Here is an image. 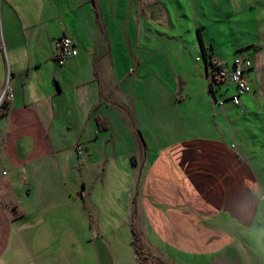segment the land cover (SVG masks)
<instances>
[{
    "label": "crops",
    "instance_id": "crops-1",
    "mask_svg": "<svg viewBox=\"0 0 264 264\" xmlns=\"http://www.w3.org/2000/svg\"><path fill=\"white\" fill-rule=\"evenodd\" d=\"M93 4L0 0V98L13 93L0 99V264H126L136 212L168 259L171 249L256 264L252 245L264 233V59L247 55L253 91L238 109L214 108L209 81L212 98L181 72L168 89L156 82L143 111L134 109L142 145L123 113L105 103L106 85L119 84L109 77L95 11L102 23L110 7L114 16L120 10L123 19L113 21L126 25L140 18L136 0ZM62 36L77 54L56 68ZM247 45L263 54L255 42L235 47ZM123 92L109 94L115 104L124 106ZM97 151L99 161L90 158Z\"/></svg>",
    "mask_w": 264,
    "mask_h": 264
},
{
    "label": "rangeland",
    "instance_id": "rangeland-1",
    "mask_svg": "<svg viewBox=\"0 0 264 264\" xmlns=\"http://www.w3.org/2000/svg\"><path fill=\"white\" fill-rule=\"evenodd\" d=\"M106 1L108 0H104V2ZM139 1L140 4L136 0V11L140 16L138 20H131L126 25H116L113 21L114 17L119 16L120 19H123L121 18L123 14L121 16L120 10H118V12L116 11L117 15L114 16L111 7L107 12L110 13L109 18L107 16L106 19L108 23L102 19L103 30L105 27L108 31V34L104 32V36L109 50L107 65L109 77L112 79L110 81L119 84L118 86L106 85L108 86L107 92L111 94L116 90V87L118 90L120 88L122 92L124 91L121 96L124 106L113 105L111 102L115 103V100L112 99V94H108L106 99L103 95V99L106 101L105 103H111L114 108L122 112L130 126L134 123L132 129L138 139L143 137L142 128L138 127L134 121V109H137L138 112L143 111V101L151 98L154 91L158 90L156 82L166 83L165 87L168 89V85L175 80V74L181 72L183 81L197 87L199 92L203 91L201 96L212 98L208 87H204V84L207 86L212 72L205 69L199 33L206 52L212 53L222 65L228 68L232 66L235 53L250 54L252 58L255 56L258 60H261V57L264 59V51L263 54L255 53L253 47L256 48V46L254 45L242 46V48L249 49L246 51H240L235 47L240 43L255 42L263 46L262 50H264V12L260 11L264 0ZM96 3L93 5H98ZM98 16L101 21L103 15L98 12ZM197 56L200 57V61L196 60ZM53 63L56 68L60 67L54 60ZM252 73L253 71H250L246 75L249 82L254 79ZM262 74L264 75V71ZM162 86L161 84V88ZM214 87L217 88V98L223 100L228 99L237 91L235 84L232 83H224L218 87L214 85ZM101 88L104 93L105 85H101ZM246 96L247 93L241 95L240 99L243 100ZM259 101L258 113L264 115V98ZM214 103L215 108L217 103L215 101ZM223 104L236 109L240 105H234L230 100L224 101ZM102 105L105 106V104ZM96 147L98 148V146ZM90 156L91 159L99 161L103 154H99L97 151ZM83 159L80 162H83ZM135 214L134 225L139 233L137 245L142 251V257L136 254L138 264H187L188 262L189 264H198L199 261H205L204 264H237L235 259L223 261L222 258L216 259L212 255H207L199 260L193 255H184L170 249V257L175 258H172L175 260L172 261L161 249L153 245L150 234L142 232L138 223L139 219L137 220L140 217ZM231 227L230 225L228 228L231 229ZM252 248L256 264H264V233H262V237L255 238ZM132 249H134L133 246L129 247L126 264H134Z\"/></svg>",
    "mask_w": 264,
    "mask_h": 264
},
{
    "label": "built area",
    "instance_id": "built-area-1",
    "mask_svg": "<svg viewBox=\"0 0 264 264\" xmlns=\"http://www.w3.org/2000/svg\"><path fill=\"white\" fill-rule=\"evenodd\" d=\"M76 54L77 47L71 38L62 36L56 41L54 60L58 65H62L67 58L73 57ZM216 65L220 66L221 68L219 70L212 69V76L209 79V83L212 84V87L215 90L214 101L218 106H221L226 100H230L234 105H239L241 95L246 93L248 94L252 90L246 76L249 70L252 68L251 58L245 54L236 53L231 67L228 68L221 63H216ZM224 83L235 84L237 89V91L226 100L217 98V88L214 87V85L218 87V85ZM12 97L13 93L10 90L5 89L4 94L0 99L11 100ZM75 151L78 157L83 156V150L81 146L77 145L75 147Z\"/></svg>",
    "mask_w": 264,
    "mask_h": 264
},
{
    "label": "trees",
    "instance_id": "trees-1",
    "mask_svg": "<svg viewBox=\"0 0 264 264\" xmlns=\"http://www.w3.org/2000/svg\"><path fill=\"white\" fill-rule=\"evenodd\" d=\"M96 11V20H97V27L100 31V33L103 35V37L105 38V34H104V30H103V26H102V23L99 19V16H98V11L95 9ZM199 42H200V47H201V50H202V53H203V56H204V59H205V62H206V65L209 67L210 71H212V69L214 70H219L221 67L220 66H217L216 65V62H213L211 60V57L209 56V54H207L206 52V48L203 44V40L200 36V33H199ZM246 50H249L248 48H242L240 49V51H246ZM236 54V53H235ZM209 91L211 92L212 96H213V99H215V90L213 89L212 87V84L209 83ZM102 101V100H101ZM113 105H117L113 102H111ZM103 118H101L100 116H96V122H97V125L100 129H107L108 126L107 124L105 123V120H104V124H103ZM133 121V120H132ZM134 122V121H133ZM134 126V123H132L131 127L133 128ZM140 138V137H139ZM139 140V143L142 144V138L138 139ZM131 232H132V245H133V248H134V251L135 253L139 256V257H142V251L141 249L139 248V246L137 245V241L139 240V233L138 231L136 230V228L134 226L131 227Z\"/></svg>",
    "mask_w": 264,
    "mask_h": 264
},
{
    "label": "water",
    "instance_id": "water-1",
    "mask_svg": "<svg viewBox=\"0 0 264 264\" xmlns=\"http://www.w3.org/2000/svg\"><path fill=\"white\" fill-rule=\"evenodd\" d=\"M91 1V4H93V0H90Z\"/></svg>",
    "mask_w": 264,
    "mask_h": 264
}]
</instances>
